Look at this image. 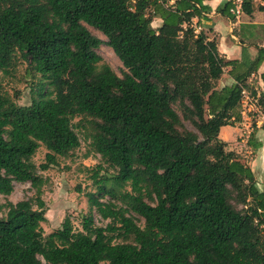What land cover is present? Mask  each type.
<instances>
[{
	"label": "trees",
	"instance_id": "trees-1",
	"mask_svg": "<svg viewBox=\"0 0 264 264\" xmlns=\"http://www.w3.org/2000/svg\"><path fill=\"white\" fill-rule=\"evenodd\" d=\"M203 1L0 0V74L22 58L38 76L28 106H18L0 80V195L9 196L13 183L34 190L33 199L0 205V264H264V188L219 139L221 128L241 120L242 91L257 97L264 117V93L248 81L264 47L255 45L253 59L243 48L240 60H226L193 25L209 11ZM233 1L222 16L233 18ZM240 1L244 15L264 13V0ZM252 28L264 35V25ZM102 45L126 70L121 77L96 52ZM227 68L233 82L218 89ZM77 117L93 119L91 147L116 169L99 180L94 174L96 194L122 207L89 194L110 224L97 227L87 216L77 231L65 218L44 236L45 179L37 171L79 146ZM40 145L47 153L36 167ZM248 145L261 146L254 133Z\"/></svg>",
	"mask_w": 264,
	"mask_h": 264
},
{
	"label": "rangeland",
	"instance_id": "rangeland-1",
	"mask_svg": "<svg viewBox=\"0 0 264 264\" xmlns=\"http://www.w3.org/2000/svg\"><path fill=\"white\" fill-rule=\"evenodd\" d=\"M88 30L96 37L106 41L105 37L91 27ZM199 28H196L197 32ZM96 52L101 56L102 62L109 65L112 71L121 77L126 70L106 46L102 45ZM217 82L219 89L223 82ZM2 89L8 94L18 106H28L33 98H36L38 76H32L28 71L26 61L22 58L16 60L14 68L8 74H0ZM174 110L182 118L181 108L175 104ZM243 112L239 123L219 133V139L227 143L226 150L235 152L238 157L246 163L254 173L259 189L264 188V154L258 157L257 150L252 151L248 145L250 135L254 133L256 138L261 136L258 127L262 122V115L259 112L250 111L246 105L241 106ZM185 130L197 133L190 121L182 119ZM72 128L79 139V146L67 157H58L57 164L46 171L38 170L37 173L45 179L42 199L46 206V220L41 224L43 235L56 231L60 228L65 218H69L75 230L81 231V222L84 217L91 216L97 227L105 228L111 220L101 218L97 210L90 206L89 194H94L95 199L102 203H113L118 207L122 205L118 201L110 200L108 197H101L96 194L94 174H98L97 180L102 177L113 176L116 169L104 163L101 157L91 147L90 136L93 133L94 125L91 117H77L72 122ZM227 133V134H225ZM250 148V149H249ZM47 150L44 146L36 150L32 162L37 167L44 162ZM257 156V157H256ZM34 190L29 183H13V191L9 196L0 195V205L7 202L17 203L22 200L33 199ZM240 210L241 206H236ZM5 216V210L0 209V218ZM126 216L139 227L144 226L141 217L128 212ZM117 242L122 239L117 238ZM128 239L126 242H131ZM42 264H46L41 259Z\"/></svg>",
	"mask_w": 264,
	"mask_h": 264
},
{
	"label": "crops",
	"instance_id": "crops-1",
	"mask_svg": "<svg viewBox=\"0 0 264 264\" xmlns=\"http://www.w3.org/2000/svg\"><path fill=\"white\" fill-rule=\"evenodd\" d=\"M227 1L229 0L203 1V5L207 6L209 11L203 14L202 19H200L199 22L197 19H193V25L195 28H199V32H204L208 40H215L219 54L226 60H240L243 48L247 50L250 58L253 59L256 56L255 45L264 47V35L258 28L252 27L264 25V13L254 11L253 14L248 17L241 11L240 15H233L230 13V9L234 4L238 3L237 1H239V5L241 3L240 0H234L229 9V13L233 18H228L222 16L219 12V10L223 8V4ZM258 4L259 1L255 0V7ZM160 25L161 20L157 17L153 18L152 27L157 29ZM228 71L229 68L226 69L225 74L222 76L223 79L221 81L223 84L221 87L230 85L233 82L227 74ZM263 73L264 62L260 65L257 72L252 74L248 79L249 84L253 86L258 93H264V82L261 79ZM262 119L264 120L263 116ZM227 129L228 126L221 128L220 133ZM258 129L260 132L259 136L261 137L255 138L261 144L257 149V155L259 157L264 154V132L260 129V126Z\"/></svg>",
	"mask_w": 264,
	"mask_h": 264
},
{
	"label": "built area",
	"instance_id": "built-area-1",
	"mask_svg": "<svg viewBox=\"0 0 264 264\" xmlns=\"http://www.w3.org/2000/svg\"><path fill=\"white\" fill-rule=\"evenodd\" d=\"M237 2L239 3V1H237ZM238 3L234 4V6L230 9V13L233 15H236V16L240 15V13H241V8H240V5ZM195 30H196V28H195ZM196 32H197V30H196ZM241 95H242L241 106L246 105L248 107V110L259 112L260 108L257 104V97H251L247 91H242ZM241 115H243V112H241Z\"/></svg>",
	"mask_w": 264,
	"mask_h": 264
}]
</instances>
